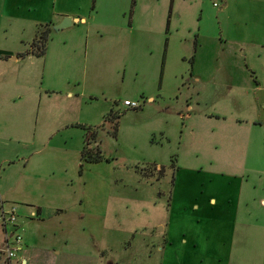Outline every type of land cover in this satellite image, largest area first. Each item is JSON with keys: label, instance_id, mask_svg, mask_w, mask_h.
Wrapping results in <instances>:
<instances>
[{"label": "rangeland", "instance_id": "374dc122", "mask_svg": "<svg viewBox=\"0 0 264 264\" xmlns=\"http://www.w3.org/2000/svg\"><path fill=\"white\" fill-rule=\"evenodd\" d=\"M225 3L160 0L150 19L165 23L174 46L166 67L168 88L153 102L139 99L141 110L128 109L124 100L132 96V77L127 71L124 79V67L116 66L117 77L111 72L109 85L96 89L101 118L92 126L97 136L89 147V134L70 139L46 131L52 103L78 99L52 92L61 87L62 73L90 81L86 35L79 57L69 64L63 40L77 37L69 35L71 28L52 31L64 20L55 18L49 59L46 66L40 63L37 79V132L29 140L4 142L0 151V188L8 193L6 208L18 210L17 233L25 250L18 260L24 255L29 264H264V92H253L245 108L237 107L234 98L240 94L213 92L206 76L219 67ZM42 31L32 28L23 35L24 29L15 28L5 37L17 43ZM207 37L213 61L207 65L204 51L200 83H190L193 45L207 49ZM138 53L150 57L146 48ZM251 63L264 80L261 67ZM31 168L38 172L32 187L17 188ZM52 172L55 179L49 178ZM49 182L61 183L58 195H50ZM36 207L44 213L32 218L28 213ZM1 242L0 237V249ZM15 261L0 253V264Z\"/></svg>", "mask_w": 264, "mask_h": 264}, {"label": "crops", "instance_id": "0c3cea01", "mask_svg": "<svg viewBox=\"0 0 264 264\" xmlns=\"http://www.w3.org/2000/svg\"><path fill=\"white\" fill-rule=\"evenodd\" d=\"M234 1L226 0L223 9L228 23L224 24L225 28L220 35L223 46L219 52V67L215 71L207 70L206 76L211 78V81H208L211 86L208 88L218 93L240 94L239 97L234 98V101L238 104L237 107L245 108L246 105L243 104L250 102L253 92L258 94L264 92V80L259 77L260 68L251 63L256 62L264 71V0ZM159 4L160 0H0V151L2 144L8 140L14 138L29 140L28 136L36 134L39 124L35 110L39 67L41 62L46 66L49 59V48H46L42 56L36 51L34 44L39 38L37 34L29 39H18L17 43L12 39L7 43L5 37L7 30L24 29L23 35H25L26 31L32 28L36 30L41 28L44 31L52 29L51 26L58 24L55 23V18L79 20L78 23L73 22L68 27L71 28L69 35L75 34L77 39L75 42L63 40L62 55L64 60L69 64L72 63L79 57L77 52L80 50V41L86 35L83 50L86 62L90 61L86 67L90 81H87L84 75L78 80L77 77L68 75L66 74L68 72L64 71L61 87L58 91L52 92L60 93L63 98L66 96L72 99L76 96L78 99L73 102L71 100L53 102L45 124L48 126L47 134L52 137L64 135L71 139L72 136L89 134V147L92 138L97 136L92 126L101 118L98 115L101 105L97 102L95 92L98 88L103 90L102 85H109L112 79L111 72L117 77L116 66L124 67V79L128 73L132 77L130 89L132 96L124 102L139 99L153 102L155 94L163 93L168 88L166 67L172 57L174 46L170 39L166 38L165 23L161 25L159 21L150 19L151 13L159 8ZM128 27L131 28L130 31H127ZM169 29H171L170 24L168 32ZM103 33H107L108 36ZM50 36L49 33V38ZM210 39L212 37H207L205 40L206 43L208 42L207 49L206 45L197 42L195 46L193 45L192 54L195 56L192 58L190 83H200L197 78L198 67L200 59L203 60L204 51L207 50L205 52L207 65L208 63L211 65L213 61V57L209 56V53L214 54L212 43L208 41ZM50 40L54 41V39ZM139 47L148 49L150 57L138 58ZM222 57L226 58L222 61L220 60ZM227 61L228 64L231 61H237L239 64L227 66ZM83 73L85 74V71ZM255 100L259 102L257 94L254 103ZM262 101L264 102V99ZM36 171L32 168L26 169L22 174L24 180H21L16 187H32L31 180L38 177ZM56 174L52 172L49 178L55 179ZM55 182L59 181L55 180ZM49 184L54 187L50 195H58L61 183L49 182ZM0 192L3 196L0 197V209L6 208L8 193L2 189ZM212 203L215 204V201ZM43 213L41 207H36L28 214L32 218H37ZM0 227L2 228L1 246H3L5 229L1 225ZM242 227L246 226L243 224ZM24 252L23 248L21 253ZM19 258L14 260L16 264H29L28 257L22 255Z\"/></svg>", "mask_w": 264, "mask_h": 264}, {"label": "built area", "instance_id": "2783aa9c", "mask_svg": "<svg viewBox=\"0 0 264 264\" xmlns=\"http://www.w3.org/2000/svg\"><path fill=\"white\" fill-rule=\"evenodd\" d=\"M124 106L131 110H141L143 105L139 101H125ZM18 210L15 206L0 209V225L5 229V239L0 253L6 256V260L13 262L17 258V254L22 251L23 238L17 233L19 226ZM8 226L13 227L12 232H8Z\"/></svg>", "mask_w": 264, "mask_h": 264}, {"label": "trees", "instance_id": "16d2710c", "mask_svg": "<svg viewBox=\"0 0 264 264\" xmlns=\"http://www.w3.org/2000/svg\"><path fill=\"white\" fill-rule=\"evenodd\" d=\"M49 32L50 30H46V31H42L41 33L38 34V39L35 42V47H36V51L37 53L42 56L45 54L46 51V46H47V42L49 39ZM109 119V118H108ZM87 144L89 145L88 141ZM85 153V151L83 152V154Z\"/></svg>", "mask_w": 264, "mask_h": 264}, {"label": "water", "instance_id": "95a60500", "mask_svg": "<svg viewBox=\"0 0 264 264\" xmlns=\"http://www.w3.org/2000/svg\"><path fill=\"white\" fill-rule=\"evenodd\" d=\"M73 22L78 23L79 20H72L70 18H65L59 25L53 27V31L59 33L60 31L70 27Z\"/></svg>", "mask_w": 264, "mask_h": 264}]
</instances>
